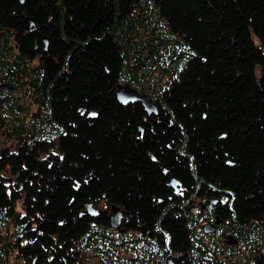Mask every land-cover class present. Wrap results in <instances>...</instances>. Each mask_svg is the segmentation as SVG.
<instances>
[{
	"label": "trees",
	"instance_id": "trees-1",
	"mask_svg": "<svg viewBox=\"0 0 264 264\" xmlns=\"http://www.w3.org/2000/svg\"><path fill=\"white\" fill-rule=\"evenodd\" d=\"M194 199L223 203L248 251L198 240ZM102 203L124 233L81 217ZM166 248L264 264V0H0V264H169Z\"/></svg>",
	"mask_w": 264,
	"mask_h": 264
},
{
	"label": "flooded vegetation",
	"instance_id": "flooded-vegetation-1",
	"mask_svg": "<svg viewBox=\"0 0 264 264\" xmlns=\"http://www.w3.org/2000/svg\"><path fill=\"white\" fill-rule=\"evenodd\" d=\"M180 194L181 192H179L178 195ZM187 203L188 202H185L183 203V205H185V207L195 206L193 209L194 212H191L192 219L195 223H197V226H199V230L201 231L202 228L203 231L199 235L198 240L206 242L210 245L213 244L219 250H223L224 253L230 252V254L232 253L231 255L234 258H239L238 253H240L241 251H244L245 253L248 251V248L250 246L248 247L246 245V241L240 238V231H237L233 228L235 224L229 222L222 216L220 208L221 206H224L223 203L218 202L217 204L213 203L211 205H208L204 200L196 199H194L192 203L190 202V205H187ZM207 224L211 225L215 229V233L206 234L204 232L203 227ZM237 250L238 252L236 253ZM170 253L171 250L166 248L165 253H163L164 256L161 257V260L164 261L168 256H171L173 257V259L169 261V264H188L185 256H174ZM152 255L154 257V252ZM247 262L249 263L248 259H245L244 264H246Z\"/></svg>",
	"mask_w": 264,
	"mask_h": 264
},
{
	"label": "water",
	"instance_id": "water-1",
	"mask_svg": "<svg viewBox=\"0 0 264 264\" xmlns=\"http://www.w3.org/2000/svg\"><path fill=\"white\" fill-rule=\"evenodd\" d=\"M33 21H28L29 23V30L31 32H33V27L35 26L34 23H32ZM45 51H48L49 48V41L45 40ZM116 97L117 100L123 105V106H127L129 104H140L141 107L143 108L144 112L148 114V116L150 118H153L154 116L158 115V107L157 105L153 102L152 98L148 95H141L137 90L129 88L128 86H118V90L116 92ZM169 186H171L174 189V194L178 195L180 190L179 187L181 186V183L176 180L175 178H173L171 180V183L169 184ZM217 201L212 200L211 204L216 203ZM210 204V205H211ZM85 210L84 212L81 214V217L83 216H92V217H97L99 216L101 213H105L106 215H108V219H109V227L113 230H116L120 233H124V230H122V221H123V213L120 211V209L118 208H112V210L103 212L100 209H96L93 207V205L91 204H86L84 206ZM194 208H192V212H194L193 210ZM204 230L207 234L209 233H215V229L210 226V225H206L204 226Z\"/></svg>",
	"mask_w": 264,
	"mask_h": 264
},
{
	"label": "rangeland",
	"instance_id": "rangeland-1",
	"mask_svg": "<svg viewBox=\"0 0 264 264\" xmlns=\"http://www.w3.org/2000/svg\"><path fill=\"white\" fill-rule=\"evenodd\" d=\"M26 86H27V83H24V84H23V82L21 83V86L19 87V91H18L20 94L18 96L20 97V104L24 108L23 112L26 113L24 115H27V119H28L27 121H30L32 115L37 112V108L35 106V104H36V102L34 101L35 99H33L28 93L26 94L25 88H24ZM28 108H30L32 110H30L28 112ZM100 208L104 211H106V210L110 211V209H108V205H106L105 203H102ZM237 252H238V250L236 251V253ZM236 253H233V254H236Z\"/></svg>",
	"mask_w": 264,
	"mask_h": 264
}]
</instances>
